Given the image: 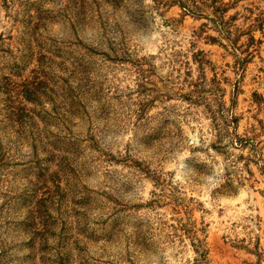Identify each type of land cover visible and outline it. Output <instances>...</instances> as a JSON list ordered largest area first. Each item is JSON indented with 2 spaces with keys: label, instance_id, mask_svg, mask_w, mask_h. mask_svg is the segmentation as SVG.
Segmentation results:
<instances>
[{
  "label": "rangeland",
  "instance_id": "374dc122",
  "mask_svg": "<svg viewBox=\"0 0 264 264\" xmlns=\"http://www.w3.org/2000/svg\"><path fill=\"white\" fill-rule=\"evenodd\" d=\"M0 264H264V0H0Z\"/></svg>",
  "mask_w": 264,
  "mask_h": 264
}]
</instances>
